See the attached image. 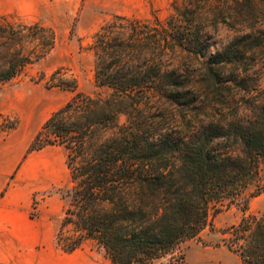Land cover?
Here are the masks:
<instances>
[{
	"label": "trees",
	"instance_id": "trees-1",
	"mask_svg": "<svg viewBox=\"0 0 264 264\" xmlns=\"http://www.w3.org/2000/svg\"><path fill=\"white\" fill-rule=\"evenodd\" d=\"M230 1L188 0L164 24L156 16L116 15L93 36L95 84L106 94L79 93L75 81L62 86L75 97L43 124L29 149L67 150L72 187L57 237L64 252L93 242L111 264H154L211 226L216 203L235 200L253 181L260 183L255 196L264 192V107L247 124L187 119L184 112L198 110L200 83L182 68L166 69L172 55L205 57L210 50L198 5ZM233 3L240 16H264L252 0ZM11 16H0V85L57 43L53 29ZM259 32L234 38L211 64L241 72L248 57L263 52ZM212 70L209 79L219 80ZM223 234L242 264H264V215L244 217Z\"/></svg>",
	"mask_w": 264,
	"mask_h": 264
},
{
	"label": "rangeland",
	"instance_id": "rangeland-1",
	"mask_svg": "<svg viewBox=\"0 0 264 264\" xmlns=\"http://www.w3.org/2000/svg\"><path fill=\"white\" fill-rule=\"evenodd\" d=\"M188 0H145L143 12L132 18L141 21H154L156 16L164 24L175 14L174 6L184 7ZM201 1V0H199ZM264 13V0H252ZM199 8V9H198ZM196 9L199 22L204 29V40L211 46L205 57H195L187 52H179L168 57L166 69L189 71L200 83L198 91V110L184 112L187 119H236L244 124L252 122L264 107V49L256 56H250L241 64V72L236 65L218 66L211 64L209 58L219 53L234 38L247 33L264 30V16L260 19L234 13V3L219 2L203 5ZM215 14V15H214ZM72 15V22L55 21L57 43L44 59L29 65L14 80L0 85V133L21 140L34 138L43 124L53 113L62 109L76 95V92L62 88L77 83V92L87 96L105 95L96 87L94 79L96 57L93 51V36L116 15L90 14ZM19 19L31 22L15 15ZM44 26L46 23L38 22ZM260 33V32H259ZM259 40L264 36L259 34ZM261 38V39H260ZM215 72L219 80L209 79ZM170 112V109H168ZM173 111V109H172ZM167 113L166 111H164ZM175 112V111H174ZM157 113H160L158 111ZM205 118V119H204ZM65 153L67 164V150ZM261 179L264 180V166ZM258 180V179H256ZM258 181L251 185L235 200H223L211 209V226H208L198 238L189 240L171 255L154 264H242L240 258L227 247V235L223 232L237 225L244 217L264 215V192L255 196ZM72 187L71 173L66 184L53 187L49 191L38 193L35 197L33 215L37 213V203L50 200V207L59 213L61 221L67 206L65 196ZM61 198L62 204L52 198ZM61 222L59 224V228ZM60 229H58L59 233ZM69 235L70 231L66 230ZM84 246L98 247L96 243L85 242ZM99 248V247H98Z\"/></svg>",
	"mask_w": 264,
	"mask_h": 264
},
{
	"label": "crops",
	"instance_id": "crops-1",
	"mask_svg": "<svg viewBox=\"0 0 264 264\" xmlns=\"http://www.w3.org/2000/svg\"><path fill=\"white\" fill-rule=\"evenodd\" d=\"M145 6V0H0V16L18 15L56 30L55 21L70 23L72 15L133 17ZM35 137L0 133V264H111L102 248L83 245L68 253L59 247L62 221L49 199L37 203L33 215L36 195L69 179L63 146L31 152ZM52 200L62 204L61 198Z\"/></svg>",
	"mask_w": 264,
	"mask_h": 264
}]
</instances>
